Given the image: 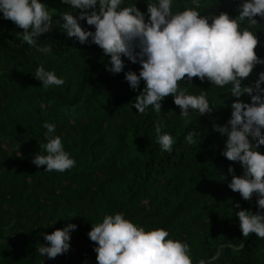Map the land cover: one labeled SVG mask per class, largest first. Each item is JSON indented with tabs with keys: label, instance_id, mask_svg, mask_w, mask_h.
Segmentation results:
<instances>
[{
	"label": "trees",
	"instance_id": "obj_1",
	"mask_svg": "<svg viewBox=\"0 0 264 264\" xmlns=\"http://www.w3.org/2000/svg\"><path fill=\"white\" fill-rule=\"evenodd\" d=\"M42 2L54 20L64 11H75L61 0ZM242 2L201 0L200 11L235 17ZM132 4L147 18L148 0H124L122 7ZM191 6V0H176L173 12ZM257 19L256 51L264 59V19ZM79 23L95 30L86 19ZM21 35L0 12V264H97L96 244L88 233L92 224L116 213L146 231L163 228L170 239L186 241L193 264L213 257L212 264H264V238L252 234L245 239L235 215L237 203L255 213L257 197L245 201L228 187L229 165L236 175L243 168L221 154L226 137L213 130L216 124H227L233 101L250 103V94L237 98L230 86L193 78L181 81L180 87L194 95L207 90L210 114L182 117L172 96L162 102L161 114L151 107L140 114L133 103L144 81L134 90L125 79L128 71L139 74V63L122 57L125 67L114 74L101 48L68 38L59 26L37 40V46L52 45L49 54L24 43ZM41 64L65 83L45 89L34 77ZM261 71L264 64L242 83L255 89ZM157 120L162 133L174 139L171 153L158 143ZM44 122L55 124L53 136L61 137L76 161L72 169L48 172L32 163L35 154H46L40 147L47 143ZM188 131L197 133L195 145L184 140ZM259 150L264 153V145ZM221 175L227 179L220 180ZM68 224L76 225L70 230L68 252L54 259L40 256L37 249L48 243L44 234Z\"/></svg>",
	"mask_w": 264,
	"mask_h": 264
},
{
	"label": "clouds",
	"instance_id": "obj_2",
	"mask_svg": "<svg viewBox=\"0 0 264 264\" xmlns=\"http://www.w3.org/2000/svg\"><path fill=\"white\" fill-rule=\"evenodd\" d=\"M174 1L148 0L147 18L136 4L122 7L124 0H61L75 11H64L56 20L42 0H0V12L4 19L22 30V41L41 53H51L52 45L40 47L37 40L59 26L68 38L101 48L104 55L110 57L108 70L114 74L125 67L122 57L139 63V74L128 71L125 79L134 90L144 81L143 90L133 103L140 114L149 107L161 114L162 102L168 96L174 98L182 117L210 114L213 106L207 90L201 88L199 95H194L180 87L181 81L191 82L193 78L201 82L207 80L219 88L230 86L231 95L237 98L250 94V103L233 101L227 124H216L213 130L226 137L221 154L243 168V174L236 175L229 165L228 173L232 178L228 187L245 201L257 197L255 213L240 208L239 203L235 206L239 209L235 215L239 218L242 235L245 239L252 234L264 238V153L259 150L264 145V71L258 74L255 89L242 83L252 76L257 65L264 64L256 51L260 46L257 29L261 27L257 17L264 19V0H243L235 17L227 12L202 15L201 0H191V7L173 12ZM84 19L94 26V31L81 26L79 21ZM34 77L45 89L65 83L42 64L36 68ZM165 115L170 118L171 114ZM43 127L47 129V143L40 147L46 154H35L32 163L38 168L46 166L44 170L48 172L63 173L72 169L76 161L65 151L61 137L53 136L55 124L44 122ZM162 127L161 120H157L158 143L163 151L171 153L174 139L162 133ZM196 134L188 131L184 137L188 145L197 143ZM225 179L227 177L221 175L220 180ZM75 228L76 225L68 224L45 233L48 243L37 249L38 254L54 259L68 252L70 230ZM88 235L96 244L97 264H193L186 241L170 239L169 232L163 228L146 231L125 219L122 213L105 215L102 222L92 224ZM240 247L243 248V244ZM215 258L200 259L197 264H212Z\"/></svg>",
	"mask_w": 264,
	"mask_h": 264
}]
</instances>
